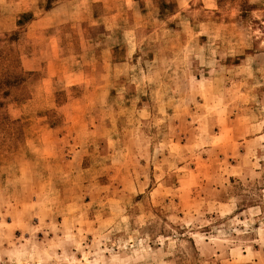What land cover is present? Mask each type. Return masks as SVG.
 Returning <instances> with one entry per match:
<instances>
[{
	"label": "rangeland",
	"instance_id": "obj_1",
	"mask_svg": "<svg viewBox=\"0 0 264 264\" xmlns=\"http://www.w3.org/2000/svg\"><path fill=\"white\" fill-rule=\"evenodd\" d=\"M0 264H264V0H0Z\"/></svg>",
	"mask_w": 264,
	"mask_h": 264
}]
</instances>
